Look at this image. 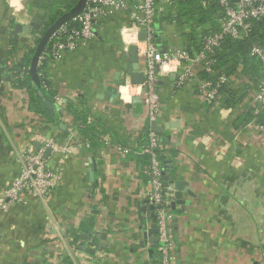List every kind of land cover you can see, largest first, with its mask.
<instances>
[{"label": "crops", "instance_id": "crops-1", "mask_svg": "<svg viewBox=\"0 0 264 264\" xmlns=\"http://www.w3.org/2000/svg\"><path fill=\"white\" fill-rule=\"evenodd\" d=\"M129 22L128 12L113 13L92 40L46 63L53 95L65 99L64 106L54 103V118L17 66L34 46L33 34L16 33L18 22L0 0V193L19 174L20 155L47 142L58 146L49 147L48 159L61 171L45 201L27 196L0 208V264H161L158 242L141 244L156 225L146 195L150 156L143 151L154 121L141 96L126 104L117 90L131 68L120 37ZM184 38L176 21L161 16L162 49L185 48ZM139 64L144 72L143 56ZM239 69L213 103L178 74L160 79L156 123L163 129L157 134L165 178L169 186L187 182L190 190L183 192L185 204L172 208L174 264H264L260 80ZM81 224L90 231L74 241Z\"/></svg>", "mask_w": 264, "mask_h": 264}, {"label": "built area", "instance_id": "built-area-1", "mask_svg": "<svg viewBox=\"0 0 264 264\" xmlns=\"http://www.w3.org/2000/svg\"><path fill=\"white\" fill-rule=\"evenodd\" d=\"M170 0H88L86 9L73 18L79 23L78 26L62 24L50 37L49 54L40 56L38 66H43L50 58L52 61L62 59L67 51H75L84 42L92 40L97 30L102 28L101 21L107 16L116 12H128V26L136 25L141 28L138 33L144 31L148 43L161 53H167L169 57H176L180 63L177 72L181 84L194 83L202 97L213 103L221 88L229 81V77L220 74L216 80L205 78L200 75L204 70L209 75H215L216 51L222 46L227 36L233 38L243 37L250 28L251 19L264 18V0H212L216 1L223 8V15L220 18L221 28L204 36L202 48L198 51L189 50L183 47H173L163 51L158 43L157 32L159 14L164 10V4ZM211 0H203L207 4ZM26 4L29 0H25ZM26 11L27 8H26ZM15 18V17H14ZM122 28V27H121ZM121 30V29H120ZM145 38V39H146ZM35 40V36H31ZM252 53L257 55L262 63L263 72L255 95L256 101L264 108V45H255ZM145 59V80L143 92L139 95L147 108L150 119L158 120L162 111V104L159 92L161 77L157 76L159 64L154 57L143 56ZM171 75V74H170ZM47 89H51L47 85ZM119 93V92H118ZM54 101H60L59 106L65 105L64 96L54 95ZM260 130L264 133V123L260 124ZM58 149V146L47 142L40 149H31L20 155L21 168L19 174L13 179L10 186L0 193V208L8 209L11 204L24 202L27 196L45 201L46 198L58 187L61 180V171L53 167L48 157L47 148ZM160 136L156 132L150 134L149 144L145 146L144 153L150 156L148 175L151 187L147 192V199L150 204L160 205L156 208V226L158 228V253L161 255V264H174V244L170 237V224L174 219V211L171 203L174 194L164 181V167L161 159Z\"/></svg>", "mask_w": 264, "mask_h": 264}, {"label": "trees", "instance_id": "trees-1", "mask_svg": "<svg viewBox=\"0 0 264 264\" xmlns=\"http://www.w3.org/2000/svg\"><path fill=\"white\" fill-rule=\"evenodd\" d=\"M32 1L28 12L32 15H37L42 19V23L39 29L33 28L32 34L35 36L34 46H30L28 52L23 58L18 60L17 66L23 68L24 78L29 80L31 87L32 97H38V91L32 76L30 75L29 66L31 63V57L34 50L44 34L47 28L64 12L72 8L78 0H29ZM203 0H170L164 4V10L159 14L157 18L158 28L159 21L161 22V16L163 20L172 22L176 21L179 30L184 36L185 48L193 51H198L202 48L203 38L205 35L217 31L221 28L220 18L223 15V8L216 1H210L207 4H203ZM65 24L70 26H78L79 23L74 19H71ZM50 39L44 49V55L49 52ZM255 45H264V18L251 19L250 28L248 32L241 38H233L227 36L222 46L216 51L217 63L215 75H209L206 71L201 70L202 77L216 80L220 74H225L230 77L236 75L242 67V73L248 78L257 82L260 80L263 72V67L260 58L252 53V49ZM50 58H47L43 66H38V74L43 84V91L48 98L54 101V95L51 89H47L48 81L45 73V65ZM19 74V72L17 73ZM226 90V84L222 86L221 91ZM39 102L41 103L40 99ZM42 105V103H41ZM43 108V105H42ZM46 114L56 118V115H51L48 109L43 108ZM258 120L264 123V108H260V112L257 114ZM81 132L87 134L88 130L79 128ZM163 145V141H161ZM163 151H161L162 154ZM146 154V153H145ZM148 155V154H147ZM164 170L165 156L161 155ZM164 181L165 180L164 175ZM80 230L72 231L74 241L82 238V233H87L90 228H86L84 224H81Z\"/></svg>", "mask_w": 264, "mask_h": 264}, {"label": "water", "instance_id": "water-1", "mask_svg": "<svg viewBox=\"0 0 264 264\" xmlns=\"http://www.w3.org/2000/svg\"><path fill=\"white\" fill-rule=\"evenodd\" d=\"M87 1L88 0H78L77 3L70 8L69 10H67L66 12H64L62 15H60L48 28L47 30L44 32V34L42 35V37L40 38L34 53L32 54L31 57V63H30V75L32 76V79L35 83V85L37 86L38 89V94L41 97L42 101L44 102L45 107L52 113L54 114L56 111V107L55 104L53 102V100L51 98H48L44 91H43V84L41 81V78L38 74V63H39V59L40 56L42 55V53L44 52V49L51 37V35L65 22L75 18L76 16H78L81 12H83L86 9L87 6ZM133 1V0H132ZM33 16V15H32ZM33 20L31 22V28L26 30L24 28V26L20 25L19 23H16L15 25V31L16 33H29L33 28L39 29L42 23V19L36 16H33ZM146 38V33L144 31H142L140 33V39H145ZM164 52H166V48L163 49ZM129 59L131 62V68L129 69V74H131V78L133 83H143L145 80V73L143 71L140 70V64H139V60H140V55H138V48L136 45H131L129 47ZM153 130L156 133H161L163 132V129L156 123L154 122L153 124ZM52 151L51 148H49L46 152V157L49 156L50 152ZM165 170H164V175H165ZM167 178V177H166ZM165 178V179H166ZM167 180V179H166ZM169 185V184H168ZM171 187L173 190H170L175 197V200H173V202L171 203L172 208L176 206V204H185L184 198H183V192L184 191H188L190 192L188 187L187 182L181 181V180H175L172 182ZM147 202H149L147 200ZM160 207V205H155V204H150V210L155 211L156 208ZM141 210H145V208H141ZM147 211V210H146ZM149 213H152L151 211ZM152 216L156 219L157 215L156 212L152 213ZM143 229V228H142ZM158 228L155 225L154 227L146 230L144 232V240L141 241V244L143 245H147L149 242H155L157 243L159 241V237H158ZM155 234V236H149ZM155 252V249H150L149 253L152 255ZM256 264V263H255Z\"/></svg>", "mask_w": 264, "mask_h": 264}, {"label": "clouds", "instance_id": "clouds-1", "mask_svg": "<svg viewBox=\"0 0 264 264\" xmlns=\"http://www.w3.org/2000/svg\"><path fill=\"white\" fill-rule=\"evenodd\" d=\"M7 6L11 10V15L15 17L16 21L24 26L26 30L31 28V22L33 16L30 12L26 11L28 5L25 0H7ZM141 28L136 25L122 26L120 30V37L123 43L124 52L129 51L131 45H136L138 48V55L154 57L156 63L159 64V70H156L157 76L166 77L170 74L177 72L180 61L176 57H169L167 53H161V51L152 48L148 43V38L140 39L138 33ZM117 90L119 92V98L126 104H130L134 101V98L140 95L144 90L142 83H133L131 74L126 75L122 83L118 84ZM60 101H57L59 104Z\"/></svg>", "mask_w": 264, "mask_h": 264}, {"label": "rangeland", "instance_id": "rangeland-1", "mask_svg": "<svg viewBox=\"0 0 264 264\" xmlns=\"http://www.w3.org/2000/svg\"><path fill=\"white\" fill-rule=\"evenodd\" d=\"M31 4H32V1H31V2L29 1V2L27 3L28 7H30ZM28 7H27V10H28Z\"/></svg>", "mask_w": 264, "mask_h": 264}]
</instances>
